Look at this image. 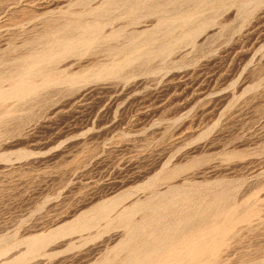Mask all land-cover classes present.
<instances>
[{
	"label": "rangeland",
	"instance_id": "1",
	"mask_svg": "<svg viewBox=\"0 0 264 264\" xmlns=\"http://www.w3.org/2000/svg\"><path fill=\"white\" fill-rule=\"evenodd\" d=\"M0 264H264V0H0Z\"/></svg>",
	"mask_w": 264,
	"mask_h": 264
},
{
	"label": "bare ground",
	"instance_id": "2",
	"mask_svg": "<svg viewBox=\"0 0 264 264\" xmlns=\"http://www.w3.org/2000/svg\"><path fill=\"white\" fill-rule=\"evenodd\" d=\"M140 262V261H139Z\"/></svg>",
	"mask_w": 264,
	"mask_h": 264
}]
</instances>
